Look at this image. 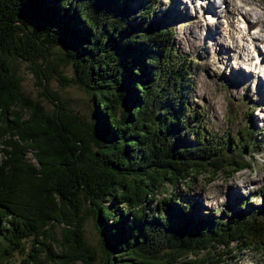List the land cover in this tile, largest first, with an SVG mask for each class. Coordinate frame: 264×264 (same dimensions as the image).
<instances>
[{
    "label": "trees",
    "instance_id": "16d2710c",
    "mask_svg": "<svg viewBox=\"0 0 264 264\" xmlns=\"http://www.w3.org/2000/svg\"><path fill=\"white\" fill-rule=\"evenodd\" d=\"M154 6L0 0V264H228L264 249V198L205 215L176 189L249 167L258 140L250 125L233 144L206 137L189 102L191 58ZM19 58L50 112L21 90ZM53 74L88 92L89 117L48 88ZM89 214L99 256L84 238Z\"/></svg>",
    "mask_w": 264,
    "mask_h": 264
},
{
    "label": "rangeland",
    "instance_id": "374dc122",
    "mask_svg": "<svg viewBox=\"0 0 264 264\" xmlns=\"http://www.w3.org/2000/svg\"><path fill=\"white\" fill-rule=\"evenodd\" d=\"M197 1L192 0L196 4ZM252 2L244 5L243 10L252 5L263 11L264 16V0ZM213 3L219 16H216L217 12L214 15L202 13L197 6L194 10V6H187L184 0H154V7L158 12H167L166 19L173 28L172 39L176 47L187 58H191L192 83L188 93L189 102L200 113L206 137L228 135L230 144H233L239 136L238 130H245L250 125L254 127L258 140L257 149L244 153L250 162L249 167H244L231 176L218 172L212 179H207V173L201 172L195 176L191 185L177 183V190L183 189L187 195L196 197L199 209L205 215L218 214L225 211L227 206H238L237 203L242 197L246 200L244 207L258 204L264 198V68L260 70L259 63L255 61L257 67H248L234 44L227 38L217 37V30L223 29V13L220 14L219 4L214 1ZM237 23L239 26L245 25L240 20ZM257 35L258 47L253 49V60L257 57L258 49L264 53V44L261 42L264 30ZM219 40L229 44L223 47ZM55 48L60 50L59 46ZM16 61L21 90L38 99L44 109L50 112L53 105L41 94L42 86L36 82V77L28 67V61L20 58ZM59 68L67 76L72 73L69 63L60 62ZM47 84L50 90L66 100L69 107L89 117L93 102L86 90L76 83L60 84L55 74L48 79ZM163 194L161 192L158 196ZM153 203L154 201L150 206ZM83 230L85 241L94 245L99 256V233L92 215L84 218ZM21 257L17 252L12 259L16 261ZM225 260L228 264H264V249H242L237 252L236 257L227 256Z\"/></svg>",
    "mask_w": 264,
    "mask_h": 264
},
{
    "label": "bare ground",
    "instance_id": "6f19581e",
    "mask_svg": "<svg viewBox=\"0 0 264 264\" xmlns=\"http://www.w3.org/2000/svg\"><path fill=\"white\" fill-rule=\"evenodd\" d=\"M252 1L222 0V2L226 3L224 4L225 9H223V16H225L227 19L225 25L223 26V29L219 28V30H217L218 32H216V35H218L217 37L227 38L230 43L234 44V46L237 48L238 53L241 54V57H243L244 62L248 65V67H251L252 65L257 67V63H259V69L261 70L264 68V53L259 51L258 49L256 59L253 60L251 57L254 52L252 50V45L255 46L256 44L257 46V40L259 39L257 33L259 34L260 31L264 30L263 11L257 9L255 6L252 7V5L249 6V8L243 10L244 5H250L253 3ZM204 8L209 12L214 11L213 5H211L209 0L206 1ZM234 16H237L238 20L243 21L245 25L242 24V26L240 25L241 27H239V23H237L238 20L236 22L233 21ZM221 30H224V33H226L223 34L224 36H222ZM235 34H238V36H236ZM241 38L242 41H240ZM261 41L264 44V37L261 38ZM219 42L223 44V47L229 44L228 42L226 43L220 40ZM254 61L257 63H254Z\"/></svg>",
    "mask_w": 264,
    "mask_h": 264
}]
</instances>
